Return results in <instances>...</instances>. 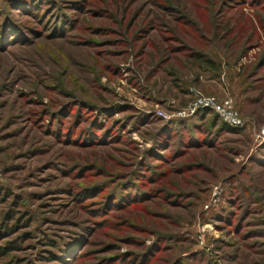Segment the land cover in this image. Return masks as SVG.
Listing matches in <instances>:
<instances>
[{"label":"rangeland","instance_id":"374dc122","mask_svg":"<svg viewBox=\"0 0 264 264\" xmlns=\"http://www.w3.org/2000/svg\"><path fill=\"white\" fill-rule=\"evenodd\" d=\"M8 244L0 264H264V0H0Z\"/></svg>","mask_w":264,"mask_h":264},{"label":"built area","instance_id":"2783aa9c","mask_svg":"<svg viewBox=\"0 0 264 264\" xmlns=\"http://www.w3.org/2000/svg\"><path fill=\"white\" fill-rule=\"evenodd\" d=\"M198 103L199 105L196 104L193 106L194 109L197 106L210 107L228 125L235 126L241 122L237 113L231 109V105L227 99L222 102H217L214 97H201Z\"/></svg>","mask_w":264,"mask_h":264},{"label":"trees","instance_id":"16d2710c","mask_svg":"<svg viewBox=\"0 0 264 264\" xmlns=\"http://www.w3.org/2000/svg\"><path fill=\"white\" fill-rule=\"evenodd\" d=\"M194 56H195V58H194V61H195V62L200 61V58H201V55H200V54H194ZM204 61L207 62V63H209L208 60H204ZM201 112H202V113L204 112V114H209V113H211L212 111H211V109H203V110H201ZM212 113H213V112H212ZM214 115L217 116V117H216V120L220 121V123L222 124V126H223L225 129L232 130L233 126L228 125V124H226L225 122L221 121V119L219 118V116H218L216 113H214ZM10 247H11V246H10L9 244L6 245V246H0V258H1L2 256L6 255V253L10 250Z\"/></svg>","mask_w":264,"mask_h":264}]
</instances>
